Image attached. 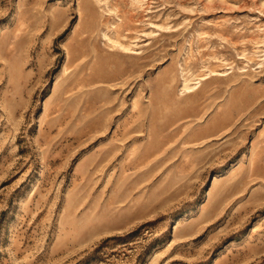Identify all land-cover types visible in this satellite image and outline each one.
Masks as SVG:
<instances>
[{
  "label": "rangeland",
  "instance_id": "rangeland-1",
  "mask_svg": "<svg viewBox=\"0 0 264 264\" xmlns=\"http://www.w3.org/2000/svg\"><path fill=\"white\" fill-rule=\"evenodd\" d=\"M0 264H264V0H0Z\"/></svg>",
  "mask_w": 264,
  "mask_h": 264
},
{
  "label": "bare ground",
  "instance_id": "bare-ground-1",
  "mask_svg": "<svg viewBox=\"0 0 264 264\" xmlns=\"http://www.w3.org/2000/svg\"><path fill=\"white\" fill-rule=\"evenodd\" d=\"M185 87H186V88H189V87H190V85L187 83V84H185Z\"/></svg>",
  "mask_w": 264,
  "mask_h": 264
}]
</instances>
